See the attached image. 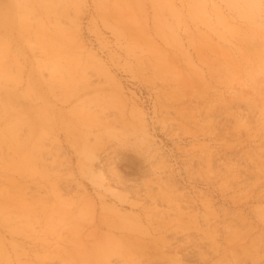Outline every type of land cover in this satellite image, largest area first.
Here are the masks:
<instances>
[{"label": "rangeland", "instance_id": "rangeland-1", "mask_svg": "<svg viewBox=\"0 0 264 264\" xmlns=\"http://www.w3.org/2000/svg\"><path fill=\"white\" fill-rule=\"evenodd\" d=\"M258 1L0 0V264H264Z\"/></svg>", "mask_w": 264, "mask_h": 264}, {"label": "bare ground", "instance_id": "bare-ground-1", "mask_svg": "<svg viewBox=\"0 0 264 264\" xmlns=\"http://www.w3.org/2000/svg\"><path fill=\"white\" fill-rule=\"evenodd\" d=\"M234 2V3H233ZM230 3H231V5H233V6H238V7H243L244 8V6H243V4H240V3H237L235 0H230ZM248 8L247 9H245L244 10V13H246L245 15H249V17H251V19H253V20H256V18H257V16H258V14H257V11H255V8H256V10H257V8H258V6H259V1L258 0H255V2H254V4H253V6H252V4H250L249 2H248ZM263 64V63H262ZM264 65V64H263ZM143 116H140V121H142V128L145 130V132H147L146 131V124H145V121L143 120V118H142ZM24 206V204H21L20 205V207H23Z\"/></svg>", "mask_w": 264, "mask_h": 264}]
</instances>
